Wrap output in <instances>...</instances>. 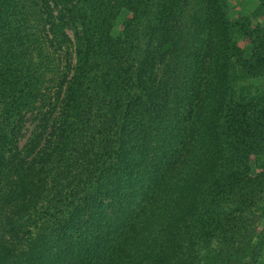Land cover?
Returning <instances> with one entry per match:
<instances>
[{"label": "trees", "instance_id": "1", "mask_svg": "<svg viewBox=\"0 0 264 264\" xmlns=\"http://www.w3.org/2000/svg\"><path fill=\"white\" fill-rule=\"evenodd\" d=\"M229 14L0 0V264H264V29Z\"/></svg>", "mask_w": 264, "mask_h": 264}, {"label": "rangeland", "instance_id": "2", "mask_svg": "<svg viewBox=\"0 0 264 264\" xmlns=\"http://www.w3.org/2000/svg\"><path fill=\"white\" fill-rule=\"evenodd\" d=\"M229 5L230 18L251 17L252 26L261 25L264 29V9H260L259 0H227ZM262 81H260L261 83ZM252 81L249 82L251 84ZM263 83V82H262ZM261 83V84H262ZM33 126L31 119L26 125V131H30Z\"/></svg>", "mask_w": 264, "mask_h": 264}]
</instances>
